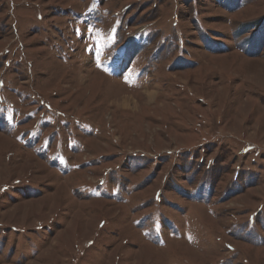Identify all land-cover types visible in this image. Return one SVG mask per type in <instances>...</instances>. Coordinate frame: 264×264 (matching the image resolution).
Returning a JSON list of instances; mask_svg holds the SVG:
<instances>
[{"label":"rangeland","instance_id":"1","mask_svg":"<svg viewBox=\"0 0 264 264\" xmlns=\"http://www.w3.org/2000/svg\"><path fill=\"white\" fill-rule=\"evenodd\" d=\"M0 264H264V0H0Z\"/></svg>","mask_w":264,"mask_h":264}]
</instances>
